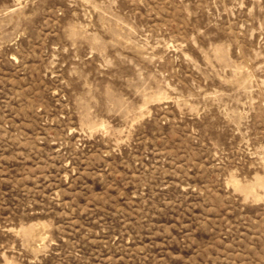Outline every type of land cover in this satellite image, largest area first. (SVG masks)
<instances>
[{
  "label": "rangeland",
  "instance_id": "1",
  "mask_svg": "<svg viewBox=\"0 0 264 264\" xmlns=\"http://www.w3.org/2000/svg\"><path fill=\"white\" fill-rule=\"evenodd\" d=\"M0 264H264V0H0Z\"/></svg>",
  "mask_w": 264,
  "mask_h": 264
}]
</instances>
